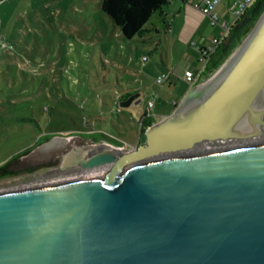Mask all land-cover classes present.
<instances>
[{
	"label": "water",
	"instance_id": "95a60500",
	"mask_svg": "<svg viewBox=\"0 0 264 264\" xmlns=\"http://www.w3.org/2000/svg\"><path fill=\"white\" fill-rule=\"evenodd\" d=\"M260 137L264 10L138 147L71 145L57 170L89 173L0 193V264H264V142L193 154Z\"/></svg>",
	"mask_w": 264,
	"mask_h": 264
},
{
	"label": "rangeland",
	"instance_id": "374dc122",
	"mask_svg": "<svg viewBox=\"0 0 264 264\" xmlns=\"http://www.w3.org/2000/svg\"><path fill=\"white\" fill-rule=\"evenodd\" d=\"M181 6L188 4L169 0L150 17L143 32L126 39L102 12L99 0H0V44L10 45L7 50L0 48V193L75 177L51 172L50 154L63 152L67 145L100 143V137L115 145L136 140L149 100L162 114L181 98L189 87L183 80L156 82L158 70H167L159 75L170 77L172 72L165 64L172 66L171 61L177 60L178 45L174 46L166 23ZM191 16L202 23L204 16L198 12ZM259 16L239 21L235 28L238 40L222 44L229 46L228 56L198 84L216 75ZM187 42L192 53L195 39ZM191 65L193 73L201 70L198 57ZM173 66L177 74L179 69ZM127 90L141 94L139 105L121 107L119 101L117 105L113 102L115 94ZM57 138L67 139L66 145L54 141ZM262 142L264 137L230 145L203 144L193 154Z\"/></svg>",
	"mask_w": 264,
	"mask_h": 264
},
{
	"label": "crops",
	"instance_id": "0c3cea01",
	"mask_svg": "<svg viewBox=\"0 0 264 264\" xmlns=\"http://www.w3.org/2000/svg\"><path fill=\"white\" fill-rule=\"evenodd\" d=\"M182 2L188 4V6H181L178 8L177 12L175 15H173L174 19L171 20L170 22H167L166 23V27L168 29V31L170 32L171 37H174V41L176 44H174V46L178 45V49H177V60H175L176 62H172L171 61V64L172 66H168L169 63L166 62V64L164 63V60H162V62L165 64V67H170L169 68V71H171L170 73V77L168 80L169 82L168 83H172L173 80H183L185 83H187L185 81V79L183 78L184 76V72L186 70H190L192 71V69L190 68L192 65L191 63L195 60V58L198 57V49H201L203 47H206L208 46L210 43H211V40L213 38H216V37H219L220 36V28L218 26H213V25H210L211 28L208 26L207 24V20L206 18L208 19V17H206L204 14H202L199 10H197L196 8H194L191 4L190 1H183L181 0ZM225 0H222V2L220 3V5L216 8V12L220 18V20H224L226 21V16L228 14V6L231 4L230 6V14H231V9L234 7L235 3H236V0H230L229 2H227L226 5H224ZM101 0H99V4H100ZM169 4V2H168ZM167 4V5H168ZM101 8V7H100ZM198 12V14H200V16H204L202 18V23H197L193 18H192V13L194 12ZM209 20V19H208ZM210 21V20H209ZM232 21V16H231V19H230V22ZM229 22V21H228ZM205 24V30L204 29H201L204 28L202 25ZM211 24V23H210ZM237 24V22H235L234 24H232V26L230 27V29L235 26ZM198 31H200V37L198 39V37L196 36V33H198ZM229 31L228 33L224 36V38L222 39V42H221V45L223 44V42L225 41H228L229 40ZM195 39V42H192L195 49H193V52L191 53L190 50H189V47H186V44L188 43V39ZM220 47V46H219ZM174 50V48H173ZM175 65L179 70V72L177 74H174L173 70L176 69L174 68ZM208 66V65H207ZM206 66V67H207ZM206 67L204 68L203 70V73L206 71ZM162 71H167V70H158L157 75H159V73H161ZM203 77H205V75L203 74ZM200 81H198L195 85H197ZM188 84V83H187ZM189 86V84H188ZM192 87H188V89L183 92V94L181 95V98L179 100H176L174 104V102H171L170 105L167 107L168 110L164 111V112H161L162 114H158L156 112V103H154V107L152 109V114L153 113H156L157 117L154 118V117H150L151 119H154L156 122L161 120L162 118L170 115L174 110L175 108L180 104V102L182 101V99L184 98V96L186 95V93L191 89ZM136 90L134 91H131V90H127L125 92H122L120 94H115V97L113 99V102L115 103L116 101H119L121 102V96L122 95H126V94H129L131 93L132 95L133 94H136L138 93L139 94V98L141 97V94L139 92H135ZM113 103V105H115ZM141 103V102H140ZM139 103V104H140ZM139 104H136V105H139ZM117 105V104H116ZM168 111V112H167ZM146 112V108L143 109V112H142V116L143 114ZM141 116V118H142ZM140 122H141V119H140ZM155 122V123H156ZM90 132V129L88 130ZM92 131V130H91ZM100 143H109L111 144L110 142H108L107 140L103 139L100 137V139L98 140ZM140 144H142V140H141V137H140V132H139V136L137 137L136 140H128V141H124V142H121L120 145H115V146H125V147H128V148H133V147H138Z\"/></svg>",
	"mask_w": 264,
	"mask_h": 264
},
{
	"label": "trees",
	"instance_id": "16d2710c",
	"mask_svg": "<svg viewBox=\"0 0 264 264\" xmlns=\"http://www.w3.org/2000/svg\"><path fill=\"white\" fill-rule=\"evenodd\" d=\"M168 2L169 0H101L100 7L102 12L109 16L114 24L120 28L123 36L126 39H131L135 35L143 32L144 25L148 22L150 17L154 13L160 11ZM263 10L264 0H256L243 17L247 16V22L255 20ZM237 24L229 30V40L233 42H236L239 37V31H235ZM221 47L222 45L217 49L206 67V71L203 73L205 76L214 72L220 63L228 56L229 46L226 45L225 47ZM216 55H218V59L215 58ZM131 95V93L122 95L120 97L121 102L128 99ZM155 122L154 119L147 117L146 113L143 114L139 129L142 143L145 140L146 130Z\"/></svg>",
	"mask_w": 264,
	"mask_h": 264
},
{
	"label": "built area",
	"instance_id": "2783aa9c",
	"mask_svg": "<svg viewBox=\"0 0 264 264\" xmlns=\"http://www.w3.org/2000/svg\"><path fill=\"white\" fill-rule=\"evenodd\" d=\"M183 1H190L192 6L199 10L202 14H204L210 20L211 25L219 26L220 27V36L213 38L211 43L198 49V62L201 64V70L198 73H193L190 70H186L184 72V79L189 84V87L195 86L198 81L203 79V70L204 68L210 63L212 57L216 53L217 49L221 45L222 39L230 30V27L235 22H238L247 12V10L252 6V4L256 0H236L234 7L231 9V16L232 21H221L217 12L216 8L220 5L222 0H183ZM0 48L3 50H7L10 48L8 43H1ZM147 58L143 57V61H146ZM169 79V74L162 73L156 77V82L158 84H163ZM174 104H176L174 102ZM154 107V101L149 100L146 106V115L147 117H154L152 114V109Z\"/></svg>",
	"mask_w": 264,
	"mask_h": 264
},
{
	"label": "flooded vegetation",
	"instance_id": "af4514ba",
	"mask_svg": "<svg viewBox=\"0 0 264 264\" xmlns=\"http://www.w3.org/2000/svg\"><path fill=\"white\" fill-rule=\"evenodd\" d=\"M70 149V146H66L65 147V150L63 152H56V153H51L50 156H49V161L50 163H53L54 166L52 167V170L51 172L55 173V174H58V175H72L74 174L75 176L77 174L79 175H83V174H86V173H89V171H84L82 170L81 168L79 167H75V168H70V169H67L65 171H59L57 170V167L59 165V162L61 160V156L67 152L68 150Z\"/></svg>",
	"mask_w": 264,
	"mask_h": 264
},
{
	"label": "bare ground",
	"instance_id": "6f19581e",
	"mask_svg": "<svg viewBox=\"0 0 264 264\" xmlns=\"http://www.w3.org/2000/svg\"><path fill=\"white\" fill-rule=\"evenodd\" d=\"M234 142H237V141H226V142H218V143H214V144H217V145H219V146H221V145H230V144H233ZM238 142H241V141H238ZM224 143V144H223ZM236 144V143H235ZM242 144V143H241ZM201 146V145H200ZM199 146V147H200Z\"/></svg>",
	"mask_w": 264,
	"mask_h": 264
}]
</instances>
